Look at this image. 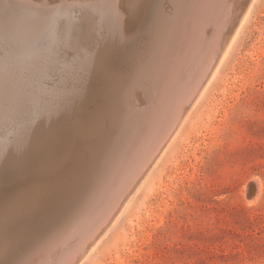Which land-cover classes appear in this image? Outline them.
Listing matches in <instances>:
<instances>
[{
    "label": "bare ground",
    "instance_id": "obj_1",
    "mask_svg": "<svg viewBox=\"0 0 264 264\" xmlns=\"http://www.w3.org/2000/svg\"><path fill=\"white\" fill-rule=\"evenodd\" d=\"M40 1L0 0V47L10 44L0 58V129L44 92L60 50H79L69 75L79 87L54 111L60 121L48 119L17 152L19 180L0 203V252L11 246L26 263L82 264L183 127L254 0L242 17L243 0ZM69 230L76 239L51 254ZM37 247L50 249L35 261Z\"/></svg>",
    "mask_w": 264,
    "mask_h": 264
},
{
    "label": "rangeland",
    "instance_id": "obj_2",
    "mask_svg": "<svg viewBox=\"0 0 264 264\" xmlns=\"http://www.w3.org/2000/svg\"><path fill=\"white\" fill-rule=\"evenodd\" d=\"M250 2L243 0L246 4L238 10L241 17ZM5 44L0 47V58L10 45ZM76 50H60L56 65L46 66L44 73H51L44 76L43 95L39 92L29 107L24 103L22 112L16 114L20 118L13 120L15 125L9 119L10 124L5 126V122L0 129V185L5 186H0V194L6 197L0 199L2 204L13 195L19 180L17 170L23 161L17 152L47 121L59 122L54 114L75 96L73 89L79 84L72 83L69 75L77 71ZM18 63H14L16 69ZM17 161L20 166L15 168ZM8 182L10 188H6ZM69 232L65 234L68 239L57 234L58 247L53 242L47 251L56 253L75 240L74 231ZM58 238L68 242L60 243ZM3 249L0 264L30 263L28 258L26 263L16 257L11 246ZM41 250L32 258L39 257ZM82 264H264V0H254L228 55L183 127Z\"/></svg>",
    "mask_w": 264,
    "mask_h": 264
}]
</instances>
